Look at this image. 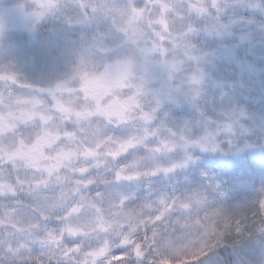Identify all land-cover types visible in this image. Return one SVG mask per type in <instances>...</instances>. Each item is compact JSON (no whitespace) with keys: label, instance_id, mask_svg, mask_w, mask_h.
<instances>
[{"label":"clouds","instance_id":"clouds-1","mask_svg":"<svg viewBox=\"0 0 264 264\" xmlns=\"http://www.w3.org/2000/svg\"><path fill=\"white\" fill-rule=\"evenodd\" d=\"M0 264H264V0H0Z\"/></svg>","mask_w":264,"mask_h":264}]
</instances>
